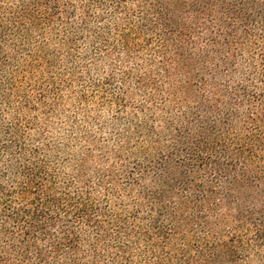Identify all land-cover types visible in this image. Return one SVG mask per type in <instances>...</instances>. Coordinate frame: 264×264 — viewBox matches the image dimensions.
I'll return each instance as SVG.
<instances>
[{
	"label": "trees",
	"instance_id": "1",
	"mask_svg": "<svg viewBox=\"0 0 264 264\" xmlns=\"http://www.w3.org/2000/svg\"><path fill=\"white\" fill-rule=\"evenodd\" d=\"M4 1L0 0V264H176L159 243L153 217L143 224V205L159 210L175 230L198 217L213 227L218 224L213 215L222 209L233 231L213 250L214 261L264 264V0L136 2L140 20L120 30L119 39L127 60L136 61L134 70L141 72L125 71L122 81L126 85L135 80L140 91L150 89L141 111L166 116L160 123L167 134L162 136L145 119L140 155L134 150L131 166L122 169L124 186L120 188L112 174L106 181L99 177L110 207L95 200L85 157L70 160L76 168L69 178L62 172L64 164L48 157L59 151L58 146L29 142L32 126L24 118L23 104L11 110L15 75L25 71L34 77L42 71L41 64H35L49 56L34 34L28 37L31 30L57 36L54 25L60 22L66 30L57 43L74 45L81 31L88 33L92 15L82 10L78 24L69 21L83 7L77 0H12L7 8ZM13 7L18 11L12 12ZM96 33L98 43L104 42V33ZM150 36L158 37V47L149 56L136 55L138 41L148 43ZM16 41L34 47L21 53L22 43ZM106 47L109 52L101 50L102 57L114 49ZM76 57L67 52L59 59L66 64L82 61ZM145 180L155 189L143 186ZM115 188L120 201L132 197L129 206L108 203L106 196L114 195ZM174 197L179 202L173 204ZM141 236L147 237L148 245L156 243L151 250L147 245L139 257L130 243ZM155 252L159 255L154 257ZM188 262L196 260L189 257Z\"/></svg>",
	"mask_w": 264,
	"mask_h": 264
},
{
	"label": "rangeland",
	"instance_id": "2",
	"mask_svg": "<svg viewBox=\"0 0 264 264\" xmlns=\"http://www.w3.org/2000/svg\"><path fill=\"white\" fill-rule=\"evenodd\" d=\"M137 1L104 0L100 4L97 0H77L78 7L80 8L81 5L83 7L68 20L78 24L82 10L88 11L92 15L88 33L83 34L81 31L76 36L78 40L74 45H62L57 43V39L65 35L66 29L62 23L57 22L54 25L60 33V35L56 33L57 36L50 32L44 33L40 28L32 29L28 37H33L34 34L41 49L49 56L35 64H41L42 71L34 74V77L25 71L15 75L16 94L11 97V110H15L21 104L25 107L24 118L27 124L32 126L28 135L29 142L33 141L32 144L46 142L58 146L59 151L50 152L48 157L62 162L65 166L62 172L69 178L75 173L76 168L70 160L74 157H85L87 178L90 179L99 206L110 207L105 204L106 191L100 187L99 177L103 176L106 181L109 174H112L118 178L117 185L120 188L124 186L122 169L131 166L134 161L131 158L140 155L138 146H142L146 138L143 129L145 119L151 127L158 129L162 136L167 134L160 123V112L157 111L152 115L148 111H141L144 103H147L150 89L140 91L135 85V80L127 82L126 85L122 81L124 72L134 70L137 64L134 60H127L119 32L139 22L140 9L135 6ZM171 1L178 2V0ZM11 2L12 0H5L2 4L7 8ZM124 5L126 10L123 9ZM14 9L18 11L15 7L11 11L13 12ZM1 14L0 12V16ZM41 16L44 18L43 13ZM14 21L13 19V23ZM45 23L47 22L43 20L40 24ZM116 23L119 26H116ZM95 31L101 35L104 33V42L98 43V38L95 36L98 34ZM20 44L23 46L21 53L27 50L28 54L29 48L34 47L26 41H20L18 45ZM158 45V37L150 36L148 43L140 39L133 51L136 55L149 56ZM106 46H114V49L110 56L102 57L101 50L105 53L109 52ZM67 52L76 54V58L82 61L77 59L73 64H66L59 57L65 56ZM49 58L51 61H47ZM26 64H28L27 57ZM133 72L134 75L140 74L141 70L136 69ZM158 80L165 81L162 78ZM14 116V114L8 115V118L12 119ZM134 150L138 153L131 156ZM143 184L151 191L155 189L151 180H145ZM118 189L115 188L114 195L106 196L108 203L112 206L119 205L120 202L124 206H129L132 197L124 196L120 201L117 197ZM178 193L186 194L183 191ZM137 194L138 190L133 195L137 196ZM177 201L179 202L178 197L172 199L173 204ZM139 216L144 218L145 226L153 217L155 230L160 234L157 238H162L159 239V243L163 245L164 251L172 253L176 264H191L188 262L189 257L196 260L195 264H223L218 260L214 261L212 254L216 246L221 243L222 237L233 231L229 227L227 221L229 218L226 217L224 210L221 209L217 215H213L215 216L213 219L218 221V224L211 221L215 224L213 227L205 223L206 219L202 220V217H198L192 221V224L188 223L189 225L177 230L164 219V214L159 210L154 212V208L150 211L146 205L140 209ZM146 238L141 236L138 242L130 243L135 253H139L137 254L139 257L148 249L149 240ZM155 243L156 241L149 243V250ZM159 252H155L154 257L159 255Z\"/></svg>",
	"mask_w": 264,
	"mask_h": 264
}]
</instances>
